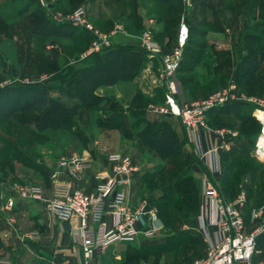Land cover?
<instances>
[{"label": "rangeland", "instance_id": "obj_1", "mask_svg": "<svg viewBox=\"0 0 264 264\" xmlns=\"http://www.w3.org/2000/svg\"><path fill=\"white\" fill-rule=\"evenodd\" d=\"M45 1L49 2L50 8L43 7L39 0H0V87L36 81L48 83L50 74L39 68L42 58L40 50L43 46L47 51H51L56 44H53L54 38L38 35L32 37L31 25L43 19L59 23L61 21L56 20L53 14L66 16L74 9L83 6L88 19L95 26L96 21H103L105 24L106 21H110L113 27L115 24L122 25L125 33L115 35L112 41L131 42L130 44H133L137 50L142 48L139 36L149 20L153 21V38L158 40V43L160 41L163 51L168 52L175 48L178 29L182 22L187 28L196 25V21L205 22V26L198 27L202 31L205 30L204 36L193 38V44H199L200 47L183 48L182 57L187 54L189 58L184 62L188 67L177 70L175 75L179 100L190 102L202 99L230 83L236 84L239 71L242 69L241 57L249 51L262 53L263 59L260 61L258 71L253 72L255 76L251 82L253 85L250 82L243 83L242 87L236 84L237 92L247 97L264 99V88L262 84L257 83L256 78L257 73L264 75V6H262L264 0H185L188 3L182 0L183 12H180V20L178 17L176 22L170 20L165 22L166 26L170 25V33H159L163 25L161 20H156V17L168 10L164 4L155 0H62L58 7L52 6L56 0ZM33 2L34 5L31 6ZM132 13L139 17L134 25L138 33L128 31L125 27L128 14ZM186 17L190 19L189 25L186 24ZM177 21L179 26L175 33ZM112 28L108 31L98 29L109 32ZM157 33L159 36L156 39ZM249 37H252L251 40L248 39ZM65 43L72 50V41L65 39ZM205 51L211 56L215 55L219 69L213 70L211 56L202 59ZM146 56L148 59L144 69L138 71L133 79L118 81L110 87L96 88L95 93L104 97L105 101H108L107 104H99V108L80 107L72 116L75 126L69 131L56 129L40 132L33 124L23 125L15 117L0 120V178H6L0 183V189L6 181L23 183L20 181L21 177L29 174L30 170L27 169L33 168V165L23 164L24 162L18 160V157L25 158L27 161L25 163L32 162L35 166L39 165L45 169L56 165L62 157L82 152L97 155L119 152L130 156L138 163L142 176L134 185L132 184V191L135 194L132 192L131 198L134 197L135 201L146 200L148 206L155 211V218L161 228L151 237L140 235L130 241L114 242L105 257L97 259L98 264H184L202 257L205 253L202 236L195 226V217L198 213V184L201 189V179L204 176L209 178L212 176L210 177L206 171L193 144L189 139L184 138L175 117L168 118V121L173 126L178 139L179 148L176 154L165 158L152 147V135L156 129L149 131L150 126L147 122L159 121L161 114L148 111V105L161 106L164 98L161 99L157 91L161 86H155L154 83L158 73V59L150 57L148 53ZM260 58L261 55H258L259 60ZM69 59L73 62L72 58ZM210 71H213L214 76L218 78L215 83L210 81L212 77ZM180 75H191L190 83L187 84L191 85L192 81L196 87L191 93H187L190 86L184 84L186 81L181 82ZM201 83L207 85L201 86ZM51 95L58 96L60 101L69 104L77 101L75 97L69 98L68 91L58 93L53 89ZM148 98L154 101L145 104ZM110 103L119 106L118 117L113 116L114 109ZM141 104L146 112V119L135 118L132 115V111L138 110ZM256 109L255 104L251 111L253 117ZM37 113L35 111L32 114ZM256 115L264 121L263 112L256 111ZM106 116L114 118L117 122L110 121L111 124H104L101 119ZM219 119L225 123L230 116L222 115ZM206 123L208 125L207 118ZM236 124L234 121L233 125ZM230 130L237 133L235 128ZM228 143L230 148L229 140ZM251 153L255 158V166L235 183L237 190L235 195L241 190L246 194V210L247 207L264 204L262 203L264 202L262 196L264 195V160L256 156L254 146ZM243 160L242 163H246L247 158ZM242 168L243 164L239 163V169ZM17 169L21 175L15 173ZM162 195L165 198L161 200ZM262 250L256 248L252 264H264ZM19 254L29 255L26 250Z\"/></svg>", "mask_w": 264, "mask_h": 264}, {"label": "built area", "instance_id": "obj_2", "mask_svg": "<svg viewBox=\"0 0 264 264\" xmlns=\"http://www.w3.org/2000/svg\"><path fill=\"white\" fill-rule=\"evenodd\" d=\"M39 2L43 7L50 8L49 2ZM87 16L83 6L66 16L53 14L56 20L71 21L91 33L90 44L80 53L79 59L109 46L115 35L125 33L120 24H115L109 32H102ZM152 26L153 21L149 20L139 36V42L150 57L158 59V73L154 83L164 89V102L161 106L149 104L148 111L169 114L178 119L213 179L204 176L200 181L201 202L195 217V226L202 236L205 253L184 264H252L256 239L264 233V204L252 207L246 219L247 197L243 190L231 199L221 196L219 183L213 175L218 170L220 153L229 148L228 138L236 135V132L208 127L206 112L227 101H248L257 105L256 111L264 113V99L239 94L236 84L230 83L205 98L180 101L175 75L182 59L188 28L184 22L180 24L175 48L168 52L163 51L153 38ZM256 111L254 116L261 128L254 143V152L264 160V140L260 139L264 135V121L256 115ZM202 131L211 132L217 139L216 143L206 148L202 142ZM105 160L110 165V170L96 171L93 175L94 192H86L75 183L82 172L92 168L95 163L89 152L74 153L58 161V168L66 170L72 181L63 183L52 180L53 192L50 195L45 194L43 188L34 183H11V189L18 198L41 202L50 215L69 224L73 241L83 255L81 264H88L91 259L103 255L114 242L130 241L140 235L151 237L161 228L155 218V211L148 206L147 201L139 200L134 204L127 191L135 180L140 179L138 163L119 152L106 154ZM13 203L10 198L6 206L11 207ZM29 236L34 238L35 235ZM3 261L0 258V263ZM57 264L68 263L61 261Z\"/></svg>", "mask_w": 264, "mask_h": 264}, {"label": "trees", "instance_id": "obj_3", "mask_svg": "<svg viewBox=\"0 0 264 264\" xmlns=\"http://www.w3.org/2000/svg\"><path fill=\"white\" fill-rule=\"evenodd\" d=\"M155 1L164 4L168 10L163 12L161 16L156 17V20H161L163 25V28L159 33H170V25L166 26L165 22H168V20L176 22L178 17L180 20L181 13L183 12V2L182 0ZM61 2L62 0H56L52 6L58 7L61 5ZM32 5H34V2L31 3V6ZM262 6H264V3ZM201 7H203V5H201ZM205 7L206 2L204 4V8ZM40 11H37V13L41 14ZM138 18L134 16V13L128 14L127 22L125 24L128 31L138 33L135 28L136 26H134ZM185 20L186 24L189 25L190 19L186 17ZM106 22L107 23L105 24L103 21H96L95 24L100 30L108 31L113 27V24L110 21ZM195 24L196 25H190V27H188V35L184 48L191 47L193 49H198V47H200L199 44H193V38L194 36H204L205 30L202 31L198 27L205 26L206 24L205 22L197 21ZM178 26L179 22L176 25L175 33H177ZM31 31L32 37L35 35L44 38L50 37L54 38L57 42L56 43L53 40V44H56V47L53 46L54 48L51 49V51H47L43 46L40 50L42 58L39 62V68L50 74V77L48 78L50 81H48V83L40 81L18 83L15 85L0 87V120L8 117H15L23 125L33 124L40 132L56 129L69 131L75 126V121L72 116L80 107L88 106L90 108H99V104H107L108 101H105L104 97H100L95 93L96 88L113 85L121 80H131L138 71L144 69L147 63L148 58L146 52L143 51L142 48H139V50L135 49L133 44H130L131 42L118 43L112 41L109 46L102 48L97 52H93L83 59H79V54L88 47L92 35L87 30L80 28L71 21H61L57 23L53 20L48 21L43 19L34 23V25H31ZM157 36H159L158 33L155 38ZM249 36L252 35L249 34ZM252 37H249L248 39L251 40ZM65 39H70L72 41V50L68 48ZM253 40L252 42L255 43ZM258 55H261L260 60L258 59ZM205 56L210 57L211 54L208 51H205L202 59ZM69 58H72L73 62H70ZM188 58L189 55L187 54L182 57L178 70L186 69L188 67L186 66L187 63H184ZM211 58L213 59V70L219 69L215 55L211 56ZM262 59V53L258 54L254 51H249L241 57L242 69L239 71L238 81L236 82L237 86L242 87L243 83L252 82L255 77L253 76V72L258 71ZM210 74V76H212L210 77V81L215 83V80L218 78L214 76L213 71H210ZM257 74V83L262 84V87L264 88V75L263 73ZM180 79L181 82L186 81L184 84H187L191 80V75H180ZM200 85L206 86L207 83H201ZM251 85L253 84L251 83ZM189 86L187 93H191L193 89L196 88L192 81ZM53 89H56L58 93H67L68 91L69 98L75 97L77 101L72 104H69L66 101L62 102L58 96L53 97L51 95ZM157 91L160 93L161 99L164 98L163 88H157ZM149 99L150 98H148V100ZM148 100L145 104L154 101V99H150V101ZM110 106L114 109L113 116L118 117L119 112L117 110L119 106L113 105V103H110ZM254 107L255 104L248 101H227L223 105L212 107L206 112V118L210 128L216 129L227 127L229 129L235 128L237 130L236 135L228 138L231 144L230 148L228 150H223L221 153L223 171L218 183L220 194L224 199H231L235 195L237 191L235 186L236 180L243 174L249 173L248 170L255 166V158L251 153V148L254 146L255 136L260 132L261 124L251 115V111ZM35 111L38 113L32 114ZM132 115L135 118L146 119V112L144 107H142V104L138 110L132 111ZM222 115H229L230 119L223 123L219 119ZM171 117L173 116L169 114H161L159 121L148 120L147 122L150 126L149 131L156 129L152 135V147L162 153L165 158H170L175 155L179 148L175 130L168 121V118ZM101 120L104 124H111L110 121L113 123L117 122L114 118L108 116ZM234 121L237 123L236 125H233ZM181 128L184 138L187 140L186 131L182 125ZM244 140H246V142ZM245 157L247 158L245 161L246 163H242V161H244L243 158ZM17 159L24 162L23 164L25 165H33L34 168L36 167L32 162L25 163L27 162L25 158L18 157ZM239 163L243 164L242 169H239ZM209 176L211 177L210 174ZM5 180V177H1L0 183ZM11 182H13V180H11ZM162 196L161 200L165 198L164 195ZM199 204L200 187L198 184L197 210H199ZM250 209L251 208L247 207L245 215L246 219L249 217ZM256 248H262L264 255V233L257 237ZM192 261L193 260H190L188 262Z\"/></svg>", "mask_w": 264, "mask_h": 264}, {"label": "crops", "instance_id": "obj_4", "mask_svg": "<svg viewBox=\"0 0 264 264\" xmlns=\"http://www.w3.org/2000/svg\"><path fill=\"white\" fill-rule=\"evenodd\" d=\"M201 136L206 148L217 141L216 137L208 131H202ZM244 141L246 142V140ZM221 153L218 170L213 175L217 181H219L223 171ZM91 155L95 159L94 165L92 168L84 170L80 178L75 181L76 186L86 192H94L93 175L96 171L110 170V165L105 160V153L101 155L91 153ZM21 168L24 169V167ZM27 170H30L29 174L21 177L20 181L23 183L28 181L41 186L47 195L53 192L52 180L63 183L72 181L66 170L58 168L57 164L49 169L37 165L35 168ZM15 173L21 175L18 169ZM136 181L138 180L132 184L134 185ZM11 183V181H6V184H3L4 186L0 189V258L4 260L0 264H57L61 261H67L68 264H81L83 255L73 241L69 224L50 215L41 202L18 198L11 189ZM132 189V185L127 188L130 197L133 192ZM133 194L135 193L133 192ZM10 198L13 199L14 203L8 207L6 202ZM131 199L134 204L138 201H135L134 197ZM106 220L108 221V219ZM29 235L35 236L31 238ZM110 249H112V244L108 246L103 255L95 257L88 264H98L97 259L105 257ZM25 250L29 255L20 256L19 253Z\"/></svg>", "mask_w": 264, "mask_h": 264}, {"label": "bare ground", "instance_id": "obj_5", "mask_svg": "<svg viewBox=\"0 0 264 264\" xmlns=\"http://www.w3.org/2000/svg\"><path fill=\"white\" fill-rule=\"evenodd\" d=\"M263 118H264V117H263ZM260 139H261V140H264V135H262Z\"/></svg>", "mask_w": 264, "mask_h": 264}]
</instances>
